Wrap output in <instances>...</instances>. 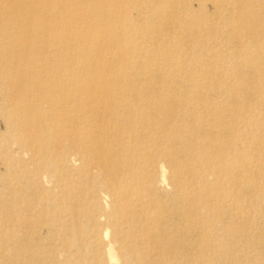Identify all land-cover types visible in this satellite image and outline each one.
Listing matches in <instances>:
<instances>
[{
    "label": "rangeland",
    "instance_id": "rangeland-1",
    "mask_svg": "<svg viewBox=\"0 0 264 264\" xmlns=\"http://www.w3.org/2000/svg\"><path fill=\"white\" fill-rule=\"evenodd\" d=\"M0 4V104L6 111L0 109L6 113L0 115V264H33L31 252L43 239L46 246L40 252L47 260L42 264H109L103 236L106 229L116 232L112 223L122 212L120 197L145 198L150 186L157 193L170 192V184L183 179L209 202V211L197 223L190 210L186 221L167 218L163 231L175 247L182 242L193 247L184 257L169 250L167 257L151 258L150 242L138 244L132 246L133 264H156L158 259L166 264H213L204 254L219 252L212 248L216 241L232 248L223 257L236 255V264H252L251 250L264 246V238L257 239L259 230L253 229L257 217L264 215V0ZM245 27L253 32H244ZM74 94L83 98L74 101ZM86 96L103 97L104 114L110 109L103 121L113 139L106 141L100 134L98 141L125 168L122 177L107 175L96 181L97 189L87 188L67 165L76 143L94 149L98 157L103 153L86 127L99 120L95 114L88 117L81 104ZM133 98L138 112L125 119L134 124L144 116L150 123L146 136L134 143V150L143 152L136 158L126 157L123 146L114 142L118 128L127 131L123 122L115 121L116 107ZM165 136L188 142L189 148L170 146ZM32 158L39 168L52 159L54 169L44 172L49 181V186L42 184L45 191L38 186L27 195L35 222L29 229L33 240L21 244L13 256L11 205L6 200L22 178L15 170H25ZM194 162L198 165L190 170ZM32 166L28 168L34 179ZM159 166L167 178L164 187ZM179 171L182 178L177 181ZM97 174L92 172V179ZM248 187L262 203L246 213L234 210L232 203H246L238 194ZM142 209L149 212L145 204ZM223 222L236 234L233 243L223 232ZM89 223L90 234L72 231L74 225L86 229ZM43 224L50 233L35 241ZM250 227L249 236H241ZM126 237L131 240L130 232ZM115 246L123 264L119 243Z\"/></svg>",
    "mask_w": 264,
    "mask_h": 264
},
{
    "label": "bare ground",
    "instance_id": "bare-ground-1",
    "mask_svg": "<svg viewBox=\"0 0 264 264\" xmlns=\"http://www.w3.org/2000/svg\"><path fill=\"white\" fill-rule=\"evenodd\" d=\"M8 11H10V9ZM243 31L244 32L250 31V33L253 32V30L250 27H247V29L245 27ZM96 83L97 82L95 81V84ZM93 85L92 87H94ZM95 89L96 88H92L91 90L95 91ZM161 96L164 97L165 95H161ZM80 97L81 95L74 94L73 100L80 101L83 98ZM102 98L103 97L101 96L99 97L86 96L84 99L85 102L81 103L83 106H86L85 109L86 113L87 114L90 113L88 117H91L95 114L97 116V119L99 118V120L95 122H87L86 127H89V132L92 138H98L94 144L98 146L99 150L103 151V153L100 154L101 157H98L95 154L94 149L91 148L88 149V147L83 148L76 143L77 147L73 146L75 153L72 156L74 157H72V159L69 161V164H67L68 168L74 172L73 174L76 175V177L83 178L84 181L86 182L85 186L90 189H97L98 183L96 181L100 180L102 177L105 178L107 175H110V177L117 179L120 176L122 177L125 171L124 166L122 164H118L117 162L119 158L117 156H113V154L110 153L108 147L105 146V142L98 141L99 139H101L99 138L100 134L105 135L106 141H108L109 139H113L112 138L113 135H110V132L108 130H105L106 124L103 121V116L105 114L111 115V113H110V109H108L105 114L103 110L100 109ZM128 101L129 102L127 103H122L117 105L116 109L119 111L120 116L117 115L115 117V121L123 122L124 128L127 126L125 130L133 131L134 135L133 136L126 135L128 133L127 131L119 132L122 129L118 128L116 131V135L114 137L115 139L114 142H118L117 144L123 146L122 149L125 152L126 157H130L132 155L133 158H136V156L139 157L141 155L142 151L138 149L134 150V143L140 142V138H144L146 136L144 129L147 127L149 128L150 123L149 121H146L144 119V116L140 120L134 121V124L132 120L127 121L125 118H128L129 115L138 112L137 111L138 108H134L132 104L133 102H135V99L133 98L132 101L131 100ZM221 104L222 103H219V106H221ZM151 108L154 111L153 107H150V109ZM0 109L4 110L1 112H6L5 109L2 108L1 104H0ZM4 114L6 113H0L1 116H5ZM123 114H125L126 116H123ZM165 139L170 143V146L173 145L174 147L179 148V150H181L180 146L189 148L188 147L189 143L188 142L185 143L181 139L177 138L173 141L170 136H165ZM126 140H129L131 142L129 143ZM147 154L148 156L151 155L150 152H148ZM122 155L123 152L121 154V157ZM181 155L183 158H185L186 157L185 151H183ZM51 160L52 159H48L45 163L41 164L39 168L38 166L35 165H39L40 163H37L36 160L32 158L28 163V166L25 168V170H18V169L15 170V172L19 174L18 177L22 176V178L17 181L19 185H17L16 189H14L9 194L10 197H8L6 200L8 201V204L11 205L12 230L11 233L9 234V237L12 242L10 251L13 256L18 253L21 244H26L27 242L33 240L29 236V229L33 227L35 222L33 221L32 218H30L29 215L30 212L29 200H28L29 196L27 195H30V193L35 189V187L40 186V189L42 191H45L43 185L49 186L47 184L49 183V181L47 180L48 175H46L44 172H48L54 169V161ZM30 165L31 166L34 165V169L36 171V175H34V179L33 177H31L32 172L30 168H28L31 167ZM197 165H198L197 162L190 164L189 165L190 170H193ZM159 168L161 171L160 184L162 185V187H164L167 185V178L164 173V167L159 166ZM94 171L98 173L97 179H92V172ZM178 174L179 177L177 178V181L182 178L180 176L182 174L181 171H179ZM184 175L185 173L183 174V176ZM203 177L204 176L201 175L199 179L203 180L202 179ZM112 180L114 181V179ZM9 186L11 187V185ZM170 186L171 187L168 188L170 192L159 191L160 193L156 192V190H159L156 186L155 188L150 186L147 190V195L145 196V198H141V197L131 198L129 196H125L124 194L123 196L120 197L122 212L115 219V222L112 223L116 226L115 228L116 232L115 231L111 232L109 229H106L103 236V241L107 242L106 255L109 264H119V260L116 254V250H117L115 246L116 243H119V250L122 251L123 253V264H133L135 260V255L132 251V246H136L138 244L142 245L147 242H150L149 244L152 246L149 253V255H151V258H158L157 256H159V254L162 257H167V253L169 252V250L170 251L174 250V252L176 254L178 253L181 257L188 255L193 245H187L188 243L182 242L180 245H177L175 247L173 240L171 238H168L165 231H163L164 222L167 218L170 217H172L175 220H181L182 222L186 221L185 213L187 210H190L196 216V220H195L196 223L202 221L201 215L206 211H209V202L207 200H204L203 199L204 197H202L201 195L199 196L198 194H196L195 189L193 188H191L193 190L189 189L190 187L187 186L185 179L179 181L178 183L173 181L170 184ZM251 192H253V189L251 187H248L245 190H243L242 193L238 194L240 197L243 196L247 201L242 207H238L234 203H232L231 205L233 206V209L236 211L241 210L246 213L247 210L249 209L254 210L253 208H255V203L257 202L262 203L261 197L255 198L254 196L251 195ZM22 195L26 197L23 200H22ZM228 197H232V195H229ZM142 199H146L145 203H143ZM144 204L149 210V212H147L146 214L143 213V209H142ZM183 208L185 210H182ZM230 215L232 216V213ZM234 218H238L237 213L234 214ZM256 220H257L256 222L257 224L253 226V229L259 230V233H257V239L259 238V236L261 238H264V230H260L261 225L264 224V215H261V217L258 216ZM223 223H224L223 232L226 234L225 236L230 238V241L233 243V241L236 238L235 236L236 234L232 230V227L226 224L227 222H223ZM90 228H91L90 223L87 225L86 229L84 228L81 229L80 226L74 225V229H72V231L76 234L84 235V234H90ZM251 228L252 227H250V229L247 231L245 235H241V236L247 238L249 236ZM50 230L51 228L47 224H43L40 228L39 235L34 240L35 241L41 240L44 234L50 233ZM127 231L130 232L131 234L132 237L131 240L128 237H126ZM69 234H72V232H69ZM46 241H47L46 239H43V241L37 243L36 245L37 251L31 252L32 256L30 257L33 258V264H42L46 262L47 258H44L43 257L44 254L40 252V248H42V246H46L45 244ZM216 242L217 244H214L212 248L219 250V252H217L218 254L217 253L204 254L206 255L207 261L213 264H223L228 261L229 264H236L237 262L236 255L234 257L229 256V258L223 257V255L225 254L230 255L232 252V248L227 244H223V242L220 241H216ZM99 247L100 249H102V245H100ZM144 250L147 251L148 249L144 248ZM263 252H264V246L261 249L258 246L253 247V250H251L252 264H264V255L262 254ZM156 264H166V262H164L161 259H158L156 261Z\"/></svg>",
    "mask_w": 264,
    "mask_h": 264
}]
</instances>
